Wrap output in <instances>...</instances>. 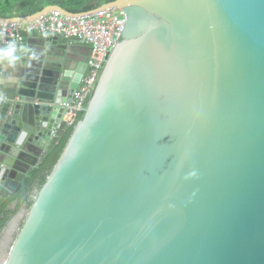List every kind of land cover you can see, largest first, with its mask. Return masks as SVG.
Here are the masks:
<instances>
[{"label":"water","instance_id":"95a60500","mask_svg":"<svg viewBox=\"0 0 264 264\" xmlns=\"http://www.w3.org/2000/svg\"><path fill=\"white\" fill-rule=\"evenodd\" d=\"M110 9L127 17L120 44L1 264H264V0L51 5L0 23ZM18 46L23 74L0 85V206L38 166L17 154L59 143L86 77L57 36Z\"/></svg>","mask_w":264,"mask_h":264},{"label":"built area","instance_id":"2783aa9c","mask_svg":"<svg viewBox=\"0 0 264 264\" xmlns=\"http://www.w3.org/2000/svg\"><path fill=\"white\" fill-rule=\"evenodd\" d=\"M126 21L123 10L110 9L79 18L52 13L28 24L0 23V48L9 42L20 45L29 34H37L42 38L57 36L90 48L86 77L82 81L80 91L75 94L72 102L66 105L67 114L71 117L68 126H73L79 114H84L111 54L120 44Z\"/></svg>","mask_w":264,"mask_h":264},{"label":"trees","instance_id":"16d2710c","mask_svg":"<svg viewBox=\"0 0 264 264\" xmlns=\"http://www.w3.org/2000/svg\"><path fill=\"white\" fill-rule=\"evenodd\" d=\"M113 1L115 0H0V16L4 18H23L33 15L51 5L60 6L73 14H79L94 10ZM83 115V113L79 114L77 122L73 126H68L60 133L59 143L52 147L49 152L43 154L39 159L38 166L31 170L28 179L20 191L16 195L11 196L0 206V232L6 226L9 219L20 213L23 207L26 213L30 211L34 204L36 192H38L46 182L76 124L83 118ZM15 201H17V204L15 208H12L10 205ZM25 219L26 216L20 225V229Z\"/></svg>","mask_w":264,"mask_h":264},{"label":"crops","instance_id":"0c3cea01","mask_svg":"<svg viewBox=\"0 0 264 264\" xmlns=\"http://www.w3.org/2000/svg\"><path fill=\"white\" fill-rule=\"evenodd\" d=\"M37 34H29L26 36L25 41L30 39L32 41L33 39H38ZM24 41V42H25ZM61 44L67 46L66 50L64 51V54L66 55L65 58L72 64L73 68L72 71L74 74L86 72L87 74V61L90 56V50L88 47L80 45L78 42L74 41H68L65 39L60 38ZM17 46V53L18 60L15 63L14 66H9L6 62L0 61V85L4 88L10 87L11 85H14L23 74V61H22V55L19 50V46ZM4 47V46H3ZM2 47V48H3ZM71 119L69 115L65 117V120L68 122ZM28 151L21 150L19 154L16 156V162H19V166L22 168V170L27 171L30 167L39 162L37 160V154L38 151L35 149L34 146L28 147ZM15 162V160H13ZM19 181H12V184H10V187L13 188L16 185L18 186ZM14 208L15 206H11Z\"/></svg>","mask_w":264,"mask_h":264},{"label":"clouds","instance_id":"9594fccd","mask_svg":"<svg viewBox=\"0 0 264 264\" xmlns=\"http://www.w3.org/2000/svg\"><path fill=\"white\" fill-rule=\"evenodd\" d=\"M16 53L17 46L15 42H9L3 48H0V61L6 62L9 66H14L17 60L19 59ZM31 58L35 59V56H32ZM0 99H3V97L0 96ZM28 137L29 131L27 129H21L17 133L14 141L17 151L23 148V145L25 144V142H27Z\"/></svg>","mask_w":264,"mask_h":264},{"label":"flooded vegetation","instance_id":"af4514ba","mask_svg":"<svg viewBox=\"0 0 264 264\" xmlns=\"http://www.w3.org/2000/svg\"><path fill=\"white\" fill-rule=\"evenodd\" d=\"M21 212H23V215L25 214L24 207L20 213ZM13 217L9 219L6 226L0 232V264L2 263L3 259L7 257L9 248L16 238L18 231L20 230V225L23 221L21 220L17 222V220H14Z\"/></svg>","mask_w":264,"mask_h":264},{"label":"rangeland","instance_id":"374dc122","mask_svg":"<svg viewBox=\"0 0 264 264\" xmlns=\"http://www.w3.org/2000/svg\"><path fill=\"white\" fill-rule=\"evenodd\" d=\"M14 208H15V207H14ZM22 217H23V212L16 214V215L13 217V219H14V220H17V222H18V221L23 220Z\"/></svg>","mask_w":264,"mask_h":264}]
</instances>
